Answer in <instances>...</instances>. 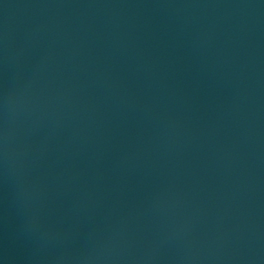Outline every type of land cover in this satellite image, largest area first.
Returning a JSON list of instances; mask_svg holds the SVG:
<instances>
[{"label":"water","instance_id":"1","mask_svg":"<svg viewBox=\"0 0 264 264\" xmlns=\"http://www.w3.org/2000/svg\"><path fill=\"white\" fill-rule=\"evenodd\" d=\"M0 264H264V0H0Z\"/></svg>","mask_w":264,"mask_h":264}]
</instances>
